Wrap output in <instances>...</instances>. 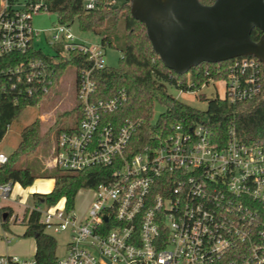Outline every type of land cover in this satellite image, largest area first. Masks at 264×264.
Wrapping results in <instances>:
<instances>
[{"label": "built area", "instance_id": "1", "mask_svg": "<svg viewBox=\"0 0 264 264\" xmlns=\"http://www.w3.org/2000/svg\"><path fill=\"white\" fill-rule=\"evenodd\" d=\"M96 6L97 0H85L86 10ZM39 12L37 0H0V62L24 57L0 69V93L18 89L32 95L31 85L40 83L49 68L31 54L42 51L36 45L40 32L32 24ZM50 33L52 59L84 55L89 68L76 74L81 120L58 135L49 168L114 170L110 182L92 189L96 199L82 222L66 209L64 198L30 208L40 213L46 230L71 228L58 264H264V140L245 143L232 130L220 145L205 126L178 124L131 155L130 141L143 122L129 120L117 128L106 119L122 108L125 93L95 98L92 75L108 67L105 47L78 40L72 25L58 23ZM230 61L221 99L236 105L261 94L260 62L254 57ZM7 160L0 154V166ZM13 188L0 184V209ZM0 264L36 263L10 257Z\"/></svg>", "mask_w": 264, "mask_h": 264}, {"label": "trees", "instance_id": "2", "mask_svg": "<svg viewBox=\"0 0 264 264\" xmlns=\"http://www.w3.org/2000/svg\"><path fill=\"white\" fill-rule=\"evenodd\" d=\"M41 3V12L57 15L58 23L78 25L80 32L94 33L102 38L103 47H114V34L124 29L123 57L118 67H106L95 71L92 78L97 85L96 99H111L118 92H124L126 101L122 108L113 114L107 115L115 127H120L127 121L143 122L130 141V151L134 154L144 146L150 144L154 136L167 135L174 125L182 124L194 126L201 124L210 129L214 140L224 145L230 138L232 130L238 139L245 143L264 140V63L260 60L263 90L254 99L230 104L219 97L207 99L200 95L202 101L208 102L205 111L195 109L173 97L167 92L165 83L182 90L183 92H197L211 80L221 81L228 76V65L231 61L219 64L204 63L193 68L185 75H178L166 68L152 48L147 37L146 27L130 12V5L124 4L118 8L112 5V0H97L94 10L85 9V0H37ZM204 6L214 4L215 0H198ZM263 33L258 29L252 32V40L260 42ZM34 58L42 59L49 64L40 83H34L32 95L25 91L18 92L8 89L0 93V144L7 135L9 127L19 118L27 108H34L40 104L45 96L44 88L49 81H59L68 66L76 68V74L81 69H88L84 55L70 54L69 58L59 57L56 62L49 55L38 50L31 53ZM255 58V57H254ZM24 57L13 60H2L0 69L12 66L22 61ZM19 88V87H18ZM21 89L25 86L21 85ZM156 104L166 108L155 124H151ZM73 125L63 131L74 130L81 120L80 104L75 99L71 110ZM45 141L40 132V123L34 122L21 131V141L15 151L7 156L8 160L0 166V184H20L23 188L33 185L37 179L54 180V188L48 194H34V206L46 204L52 206L61 199L66 200V209L74 210V201L82 189H96L99 185L112 180L113 168L92 167L75 173L59 168L46 169L40 162H31L28 165H19L18 159L23 155L34 154ZM7 217L3 220V215ZM13 210L8 207L0 209V220L3 230L9 231L10 219ZM264 214V211H263ZM18 218L14 220L16 223ZM21 222L25 225L24 238H34L36 241V264H58L56 256L57 242L49 235L41 222L39 212L27 208ZM10 258V257H0Z\"/></svg>", "mask_w": 264, "mask_h": 264}, {"label": "water", "instance_id": "3", "mask_svg": "<svg viewBox=\"0 0 264 264\" xmlns=\"http://www.w3.org/2000/svg\"><path fill=\"white\" fill-rule=\"evenodd\" d=\"M130 1L153 50L178 75L240 57L264 63V0H215L210 6L198 0ZM255 29L263 33L260 42L252 40Z\"/></svg>", "mask_w": 264, "mask_h": 264}, {"label": "rangeland", "instance_id": "4", "mask_svg": "<svg viewBox=\"0 0 264 264\" xmlns=\"http://www.w3.org/2000/svg\"><path fill=\"white\" fill-rule=\"evenodd\" d=\"M116 7L120 8L124 4L131 3L130 0H114ZM33 28L40 32V36L37 40V48H41L43 53L49 56H56V50L50 44L51 33L50 30L58 24V18L56 14L39 12L33 15L32 18ZM72 32L76 38L80 41H84L90 45H101L102 38L94 33L80 32L78 25L75 22L72 25ZM114 47H106L105 55L108 67H118L120 60L123 57L124 49V29L114 34ZM167 92L179 101L198 110L205 111L208 107L207 101H202L199 96L204 95L207 99H213L216 97L223 98L225 96V82L211 81L209 85L203 86L199 91L193 93H180V89L170 85L164 84ZM76 99V68L74 66H68L59 81L49 85L45 96L40 104L34 108L25 109L19 118L9 127L7 135L0 144V154L11 155L16 147H18L21 141V131L38 121L40 123V132L45 136V141L39 147V149L32 155H23L18 159L19 165H28L31 162H40L44 168H49L52 157L53 148L56 144L58 133L66 127L73 125V119L71 116V110L74 107ZM166 112V108L156 104L153 111L152 124H155L159 117ZM15 189L12 193L11 199L19 201V196L14 197ZM95 194L93 190L82 189L78 192L74 201V212L77 215V220L82 222L87 216L95 202ZM31 202L29 205L31 206ZM12 206L19 213L18 221L10 220L9 228L7 232L9 239H12V243L15 240L24 237H17L12 234L11 231H17L22 229L24 224L21 222L23 218L24 207L18 204H12ZM47 233L53 236L57 242L56 256L61 259L66 255L67 245L71 238V228H67L64 231H58L56 228H48ZM6 240L4 235L0 234V247L6 248ZM28 260H33L28 259Z\"/></svg>", "mask_w": 264, "mask_h": 264}, {"label": "crops", "instance_id": "5", "mask_svg": "<svg viewBox=\"0 0 264 264\" xmlns=\"http://www.w3.org/2000/svg\"><path fill=\"white\" fill-rule=\"evenodd\" d=\"M17 148V147H16ZM4 155V154H2ZM8 156V155H5ZM54 180L52 179H37L32 186L28 188H23L20 184H15L13 191L15 189L14 197L19 196V201H15L14 199H10L7 202H4V207L11 208L13 210V219L18 218L19 213L16 211V209L12 206V204H18L20 206H23L25 209L32 208L34 206V194H48L50 193L54 188ZM29 202H31V206L29 205ZM3 207V208H4ZM23 211V214H24ZM12 218L10 220H12ZM10 231V228H9ZM26 231V227L22 229H17V231H11L12 234H14L17 237H23L24 233ZM4 235V238L6 240V248L0 247V257H18L20 259H34V256L36 254V241L34 238H20L18 240H15L14 243H12V239H9L7 236V232L3 230L0 220V234Z\"/></svg>", "mask_w": 264, "mask_h": 264}]
</instances>
